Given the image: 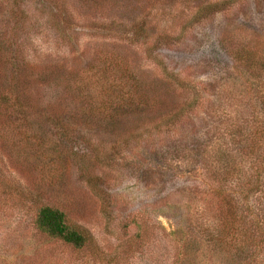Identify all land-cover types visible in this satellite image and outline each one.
Here are the masks:
<instances>
[{"label": "rangeland", "instance_id": "rangeland-1", "mask_svg": "<svg viewBox=\"0 0 264 264\" xmlns=\"http://www.w3.org/2000/svg\"><path fill=\"white\" fill-rule=\"evenodd\" d=\"M263 116L264 0H0V264H264Z\"/></svg>", "mask_w": 264, "mask_h": 264}, {"label": "trees", "instance_id": "trees-1", "mask_svg": "<svg viewBox=\"0 0 264 264\" xmlns=\"http://www.w3.org/2000/svg\"><path fill=\"white\" fill-rule=\"evenodd\" d=\"M119 63L122 64L121 62ZM132 79L133 80H131V83L135 91H131V94L137 95L138 98L139 97L142 98L145 96L146 99H148V96L146 95L150 93L151 90H148V88L145 90V88L142 87L144 86V84L140 81L139 78L137 79V78L132 77ZM123 81H122V86L121 84H119V82H117L119 85L113 81L111 82V85L108 88L109 96H108L106 103L111 99V97L113 99L115 97H120V96L129 97L127 92H124L123 90L121 92V90L117 89V87H120V86H121L120 88L122 89L123 87H128V84L123 83ZM104 108L106 109L105 106ZM263 119H264V116H263ZM168 123L170 124V122ZM174 124L175 122L170 125H174ZM258 126L259 125L258 123H256V121H254V123L251 126H249V130L251 131L249 136L252 135V133L261 134L262 136L261 146L256 145V143L253 140L255 136H251L250 137V143H251L250 147H252L251 148L252 150L248 151V156L255 159L254 161L255 170L257 171V174L260 175V173H264V125L261 129V132L258 131ZM242 181H247V179L242 180ZM242 181H240V179L233 181L232 184L236 182H239L241 184L239 185L240 186L239 188H236L235 186H233L232 189H236L235 190L236 192H242V189L249 186L248 181L245 183H242ZM90 183L91 181H89V184ZM229 184L232 185L230 182ZM33 225L36 231L40 232L46 237L59 240L63 242L65 245L71 246L72 248L76 250H82L88 244L91 243V237L85 230L77 226L71 225L67 220L66 214L60 209L53 207L51 205H47V204L37 205L36 209L34 210ZM222 235L220 236L221 238L219 239V241H221L222 243L224 242V243L219 245L220 249H225L226 252L231 253L232 247L230 246V243L229 244L227 243V236L225 237L226 235L225 233H222ZM137 237L141 238V235Z\"/></svg>", "mask_w": 264, "mask_h": 264}]
</instances>
